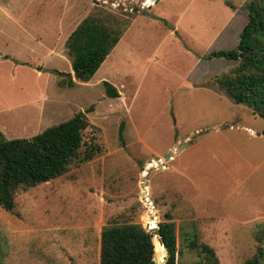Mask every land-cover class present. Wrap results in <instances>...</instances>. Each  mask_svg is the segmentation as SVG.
Wrapping results in <instances>:
<instances>
[{"label":"rangeland","instance_id":"374dc122","mask_svg":"<svg viewBox=\"0 0 264 264\" xmlns=\"http://www.w3.org/2000/svg\"><path fill=\"white\" fill-rule=\"evenodd\" d=\"M248 2L0 0V129L31 137L84 111L81 157L97 149L18 194L14 211L0 208L2 264H100L102 227L117 219L150 231L152 210L156 227L166 213L176 222L177 264H208L189 244L194 233L219 264L264 248V118L219 86L236 61L208 58L238 45ZM90 15L124 33L90 81L63 86L67 40Z\"/></svg>","mask_w":264,"mask_h":264},{"label":"trees","instance_id":"16d2710c","mask_svg":"<svg viewBox=\"0 0 264 264\" xmlns=\"http://www.w3.org/2000/svg\"><path fill=\"white\" fill-rule=\"evenodd\" d=\"M247 8L248 21L240 32L238 45L232 49L214 50L208 58L236 61L218 78L219 86L235 103L247 105L264 118V0H249ZM118 24L113 21L109 24L108 17L90 15L78 25L67 40L72 72L60 73L66 76L61 85L73 87L76 80H91L124 33L125 27ZM103 84L108 96H120L111 82L103 80ZM89 126L86 112L79 111L70 119L31 137L8 138L0 129V208L14 211L18 194L64 175L73 160H91L97 151L92 147L81 157L84 132ZM154 165L151 162L147 169ZM151 214L154 218H147V223L153 228L157 217L153 210ZM153 236L139 222L110 220L101 230L100 264H156L155 246L160 262L167 251L165 264H177V254L181 251L176 222L170 213H166L165 220L159 223V239L155 245ZM197 241L194 233L189 244L200 249L202 259L208 264H219L215 249ZM160 242L165 245L162 249L157 247H161ZM244 264H264V248L259 247Z\"/></svg>","mask_w":264,"mask_h":264},{"label":"crops","instance_id":"0c3cea01","mask_svg":"<svg viewBox=\"0 0 264 264\" xmlns=\"http://www.w3.org/2000/svg\"><path fill=\"white\" fill-rule=\"evenodd\" d=\"M157 1H159V0H156V2H157ZM148 6H152V5H148ZM97 71H98V70H97ZM95 75H96V73H95ZM104 77H105V75H104V74H101V75L99 76V79H104ZM114 85H115V84H114ZM115 86H116V85H115ZM116 87H117V86H116ZM119 93H120V92H119ZM174 157H175V156H173V158H174ZM160 158H161V157H160ZM166 164H167V163H166ZM172 167H173V166L171 165V167H169V169H167V171H166L167 174H173L174 171H172ZM181 181H182V183H183V185H182V187H181V192H185V188H184V183H185V181H183V179H181ZM176 185H177V183H174V182H173V184L170 185L169 187H171V186H176ZM169 187H168V188H169ZM180 206H182V204H178V205H177V208L180 207ZM176 210H177V209L175 208V211H176Z\"/></svg>","mask_w":264,"mask_h":264},{"label":"water","instance_id":"95a60500","mask_svg":"<svg viewBox=\"0 0 264 264\" xmlns=\"http://www.w3.org/2000/svg\"><path fill=\"white\" fill-rule=\"evenodd\" d=\"M47 70V69H46ZM49 71H52V70H49ZM178 149H181V146L178 148ZM172 150H169L168 151V153L165 155V158H168V157H170L171 155H172ZM159 159V158H158ZM151 229H150V231L153 233V234H158L159 235V227H150ZM164 247H165V245H163ZM154 261H155V263H159V258H158V256H155V258H154Z\"/></svg>","mask_w":264,"mask_h":264},{"label":"built area","instance_id":"2783aa9c","mask_svg":"<svg viewBox=\"0 0 264 264\" xmlns=\"http://www.w3.org/2000/svg\"><path fill=\"white\" fill-rule=\"evenodd\" d=\"M164 164H166V163H164ZM147 188H148V186L145 185L144 188H143V191H144V190H147Z\"/></svg>","mask_w":264,"mask_h":264}]
</instances>
